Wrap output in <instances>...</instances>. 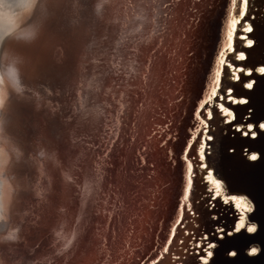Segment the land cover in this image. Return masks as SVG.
Here are the masks:
<instances>
[{"label":"bare ground","instance_id":"1","mask_svg":"<svg viewBox=\"0 0 264 264\" xmlns=\"http://www.w3.org/2000/svg\"><path fill=\"white\" fill-rule=\"evenodd\" d=\"M126 2L36 0L20 22V30H37L36 39L0 41V73L18 61L21 81L16 91L5 75L0 95V137L11 173L0 177V264H35L34 255L42 264H142L145 251L122 250L148 237L127 234L132 227L126 226V215L130 208L135 214L130 200L137 193L151 191L150 178L143 179L156 177L153 166L160 173L156 180L168 181L167 200L161 189L152 195L163 202L162 216L171 204L169 222L164 215L161 223L167 229L161 250L173 251L172 233L183 232L177 237L182 239L189 230L209 227L205 204L216 195L239 213L229 229L236 230L242 216L246 230L254 225L247 221L250 211L238 206L244 201L252 209L254 200L242 186L245 162L230 153L234 142L225 122L234 117L229 108L238 112L232 103L243 101L234 80L249 73L250 58L259 54L258 45L244 46L249 40L235 41V31L239 26L246 32L259 20L264 0H152L158 8L168 5L164 33L145 15L128 23ZM118 6L121 19L115 18ZM178 23H183L180 30ZM178 32L181 38L173 41ZM87 40L104 52L109 49V56L113 50L118 55L84 76L75 65L81 60L80 44ZM179 52L181 63L173 57ZM199 64L206 67L196 74ZM243 81V86L252 83ZM217 93L219 98L224 94L225 104L213 100ZM180 219L184 227L175 229ZM130 224L143 231L137 218ZM214 225L218 232L221 225ZM161 236L151 239L159 243ZM185 260L202 261L196 255Z\"/></svg>","mask_w":264,"mask_h":264},{"label":"water","instance_id":"2","mask_svg":"<svg viewBox=\"0 0 264 264\" xmlns=\"http://www.w3.org/2000/svg\"><path fill=\"white\" fill-rule=\"evenodd\" d=\"M145 2L147 3V5H144ZM126 5L128 9L127 15L129 17L128 23H134L135 20H140V18L145 15L150 17L149 19L154 22L153 27L158 29L157 31L164 33L162 31L164 27H169V19L167 14L164 12L166 7L168 6L167 4L163 9V7H156L152 3V0H127ZM262 6V3H260V7L258 8L259 20L252 22V27H250L252 31L242 32L241 27L239 28V26H237V30L235 31V41H243L245 39L252 40L253 44L251 46H244H246V48H249L258 45L259 54L257 53V56L255 54L254 58L253 56L250 58L252 65L248 67L249 73H245V75L244 73H240L237 79L234 80L239 81V84L237 85L238 87L236 86L237 91L239 92V95H237V97L243 99L244 102L239 103L237 101L232 103L235 108L238 109V112L235 109L229 108V110H234V118L225 122V127H228L226 135L231 140L233 139L232 141L234 142L233 146L229 148V151L232 155L238 157L237 159H239L240 162H245L242 168L245 172L242 186L250 194V197H253L254 200L252 211H250L249 217H247V221L253 222L256 226V230L253 233H249L244 227L241 228L239 232L229 229V226H231L233 221L236 220V218L239 216V213H237L233 209L230 202H225L222 204L218 195H216L205 204L206 215L204 217L207 218L206 220L208 222V226H210H206L203 230L199 229L196 232L189 230L188 233L181 236L182 239H177V237L179 234H183V232H179V234H177V237L175 233H172L173 241H171L169 245L172 244L173 251H170V249L169 251H167V248L165 250H161L166 236L165 231L164 233H162V231L164 229L167 230L162 225L163 216H168L166 222L168 223L171 214L167 215L166 210L171 207V204L169 203L170 206L168 208H165V214L163 213L164 215L162 216L163 207L161 204H163L165 198L167 200L170 197L168 192V181L163 178V181L161 180L158 182L156 179L159 178L160 173L156 172V168L153 169V166L152 171L156 173V177L152 178L153 175L149 174L143 179V181H146L147 178H150V181L148 180L146 183L147 187H149L148 189H150L151 191H149L147 195L144 194V190L137 193L135 199L133 201L130 200L136 212L134 215H132V209L130 208V211H128L126 215V226L132 227L127 230V234L133 232L137 235L140 234L138 236H141L143 233H146L148 235V239L146 238L145 240L140 242L138 237V245L133 244L134 247L130 246L127 249L122 250L126 253H128L127 250H130V248L135 252L145 251V253H147V257L142 264H167V262L168 264H187V260L185 259L187 257H190L191 255L198 256V259L204 258L205 254L203 251L212 252V256L207 259V264H264V129L260 128V124L264 122V72L256 70L257 66H261L264 68V8H262ZM114 11H116L115 18L121 19V10H119V6L116 7ZM162 11L164 13H162ZM244 15H246V13ZM244 15L242 17H244L245 19ZM115 18L113 17L114 20ZM243 21L244 20H240L239 24H241ZM178 25V30H180L183 27V23H178ZM167 30L165 31V33L167 32ZM201 33L203 34V32ZM177 36L178 38L174 37L172 40L177 41L181 38V34H179V32L177 33ZM118 43H120L118 44L120 47L123 43V40L119 38ZM260 47H262V49H260ZM240 48L242 47H239V49ZM170 49L172 50L171 47ZM79 50L78 53H80L81 60L77 61L78 64L75 65V68L79 69V71L81 72L80 74H83L84 76L86 74H90L91 72L94 73L96 70H101L103 65L110 64L111 62H113L112 58L118 55V52L116 50H113V54L109 56V49L104 52L97 44L95 45V43L91 40H87V42L81 43ZM114 51L116 53H114ZM173 57L175 61L178 60V62H180L182 59V53L179 52V56L174 53ZM210 58L211 56H209L208 61L205 62H209ZM201 59L202 58H200V61ZM243 59H246V57L244 56ZM194 60L198 61V56L195 53ZM254 60L255 62H253ZM248 61L249 59L247 60V63ZM181 65L184 66V63H182ZM202 65L206 67L204 64H199V67L195 70L196 74H198V69H200L201 71ZM244 78L246 80H252L253 87L251 89L243 86V84L246 82L243 81ZM230 92H233V90H231ZM221 95L222 96L219 98L217 93L216 97L213 100L223 105L226 103V101L224 94L221 93ZM221 116L225 117V114ZM236 124H240V128H238L241 130H234V125ZM248 124H252V130H254L256 133L255 137L250 134L249 129L245 131L248 133L247 135H244L245 132L242 133V130ZM1 133L3 134L2 130ZM1 139H4V137H0V177L4 178L10 176L11 173L7 168L8 159L6 157V152L8 153L9 151L7 146L4 144V140ZM12 142L16 145L18 144L14 140ZM191 148L192 146L189 148V150H187L186 158L190 157L189 154H191ZM251 152H255L258 157L255 161L245 158V156ZM194 166H197L196 163H194ZM204 172L205 170L202 171L201 176L204 174ZM164 177L167 178L165 174ZM193 181L194 180H192V182ZM203 185V188H206L207 185L204 183ZM160 189L164 191L160 194L163 200L162 203H159V201L153 199L152 196L153 194H156ZM172 191L175 190L172 189ZM211 193L212 190L207 189L208 197L211 196ZM168 201H172V198ZM171 211L172 210L170 209V212ZM182 211L183 213H185L186 209H183ZM170 212H168V214ZM133 217L138 219L140 225H143V231L135 229V227L130 224ZM173 218H175V216H172V222ZM215 223H217V225H221L218 232L212 230L215 226ZM182 227H184L183 219L175 222V229H180ZM197 227H199V225ZM229 233H232V235H229ZM8 235V237L12 236L13 238L14 233H8ZM160 235H162V242L160 241L159 243H156L154 240V244L151 237ZM23 239V243H25V238ZM126 240L128 239H125L123 242H126ZM62 241H67L66 237ZM209 245H214V247H209ZM121 246L124 247L123 244H121ZM253 248L257 249V252L255 254H250L251 249ZM164 253L168 254L163 255ZM231 253H235V255H232ZM169 257L171 258V261H169ZM33 260L35 261V264H42V261L38 262L35 255L33 257ZM197 264H204V261H197Z\"/></svg>","mask_w":264,"mask_h":264},{"label":"clouds","instance_id":"3","mask_svg":"<svg viewBox=\"0 0 264 264\" xmlns=\"http://www.w3.org/2000/svg\"><path fill=\"white\" fill-rule=\"evenodd\" d=\"M36 0H0V41L9 36L17 40L31 42L37 37V30L27 27L20 30L21 18L24 14H30ZM5 75L11 86L16 91L21 90L20 70L18 61L8 65L6 73H0V95H3Z\"/></svg>","mask_w":264,"mask_h":264},{"label":"snow or ice","instance_id":"4","mask_svg":"<svg viewBox=\"0 0 264 264\" xmlns=\"http://www.w3.org/2000/svg\"><path fill=\"white\" fill-rule=\"evenodd\" d=\"M241 15H244V13L241 12ZM247 31L250 32V31H252V29L249 27V28L247 29ZM248 44H249V46H251V45L253 44V41H252V40H249V41H248ZM240 58L243 59L244 57L241 56ZM261 72H264V68L261 69ZM246 87L249 88V89H251V88L253 87V84H252V83H249V84L246 85ZM242 102H244V101H242ZM0 103H2V100H0ZM229 115H230V114H229ZM230 118H234V117H231V115H230ZM252 127H253L252 125H249V126H248L249 131L252 130ZM260 128H261V129H264V123H261V124H260ZM237 130H241V129H237ZM247 134H248L247 132L244 133V135H247ZM252 135H253V137H255L256 133L253 132ZM208 139H211V137H208ZM257 158H258V157H257V155H255V154L250 156V159L253 160V161H255ZM214 184H215V187H216L217 193H219L220 188H221L220 184L217 183V182H215V181H214ZM3 188H4V183H3V182H0V200L3 199V195H2V193H3ZM186 198H187V197H186ZM238 206H243V207L247 208L248 211H252V209H251L250 207H248V205H247L244 201H241L240 204H239ZM243 227H244V217L242 216V217H241V220H240V223H239V224L237 225V227H236V231L239 232L240 229L243 228ZM255 230H256V226H255V225L249 226V227L247 228V231H248L249 233H253ZM229 235H232V233H229ZM221 238H222V237H221ZM209 247H214V245H209ZM256 252H257V249L253 248V249H251V253H250V254H255ZM231 254H232V255H235V253H231ZM211 256H212V252H206V256H205L204 258H202V260L204 261V264H207V259L210 258Z\"/></svg>","mask_w":264,"mask_h":264}]
</instances>
